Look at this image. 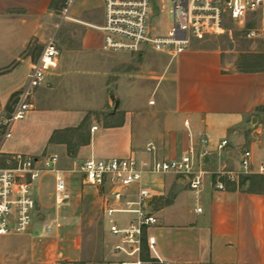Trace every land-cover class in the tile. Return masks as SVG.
<instances>
[{
    "label": "crops",
    "instance_id": "obj_1",
    "mask_svg": "<svg viewBox=\"0 0 264 264\" xmlns=\"http://www.w3.org/2000/svg\"><path fill=\"white\" fill-rule=\"evenodd\" d=\"M58 1L0 0V103L26 83L53 34ZM102 12L100 24L68 21L94 29L85 28L79 46H58L57 68L37 89L27 117L13 122L0 155H56L71 188L73 181L83 185L71 169L88 158L152 159L146 147L153 144L156 157L173 159L192 143L201 151L199 138L207 136L199 191L174 173L144 175L142 185L152 193L147 202L159 213V225L144 236L156 238L159 257L167 261L264 264V174L226 181L223 191L213 183L218 170L239 169L244 148L253 149L257 169L264 143L252 141L254 126L264 121V68H238L220 49L195 43L176 58L104 52V0ZM223 139L229 145L219 154ZM47 225L0 234V264H64L69 247H60L58 228L48 232Z\"/></svg>",
    "mask_w": 264,
    "mask_h": 264
},
{
    "label": "built area",
    "instance_id": "obj_2",
    "mask_svg": "<svg viewBox=\"0 0 264 264\" xmlns=\"http://www.w3.org/2000/svg\"><path fill=\"white\" fill-rule=\"evenodd\" d=\"M74 1L64 0L59 15L61 22L78 21L71 15ZM170 1L172 24L166 34L160 35L151 27L152 0H104V23L100 27L103 32L102 50L107 53L123 51L135 54L154 51L176 58L197 41L231 34L227 23L243 28L246 39L263 42L264 47V0ZM59 54L56 33H53L33 63L26 83L18 91L10 117L3 122L5 130L0 136V145L11 137L13 122L24 119L33 109L35 93L46 84L49 73L57 68ZM149 103L153 105L155 100ZM97 128L93 126L91 130ZM253 132L257 137L252 144L264 143V121L255 125ZM208 142L207 136H201V151L192 143L179 157L173 159L156 157L155 146L149 144L146 152L153 155L152 159L139 160L132 155L110 159L91 157L71 169L81 176L83 185L94 186L100 193L104 221L114 239L113 251L117 256L114 264H187L159 257L154 236L146 238L149 257L143 258V237L159 219L147 202L152 193L143 187L142 180L145 174L174 173L186 177L191 189L199 191L206 173L202 158L207 152ZM228 145V139L220 141L218 153H223ZM5 160L6 166H0V234L30 230L37 204L33 187L35 181L42 177L50 175L54 179L53 199L57 209L72 201L73 192L64 171L58 167V156L35 157L18 153ZM256 172L264 174V147L257 169L254 166L253 149L244 148L239 169L218 170L214 173L213 183L216 189L223 191L227 189L226 181L233 182ZM197 211L201 212L202 207H198ZM62 226L61 219L56 218L46 226V230L51 232Z\"/></svg>",
    "mask_w": 264,
    "mask_h": 264
},
{
    "label": "rangeland",
    "instance_id": "obj_3",
    "mask_svg": "<svg viewBox=\"0 0 264 264\" xmlns=\"http://www.w3.org/2000/svg\"><path fill=\"white\" fill-rule=\"evenodd\" d=\"M64 0H59L60 8L54 11L53 33H57L58 46L71 48L79 46V39L85 28L83 24L68 21L61 22L59 17ZM103 0H75L71 15L75 18L90 21L94 24L102 22ZM170 0H152L151 27L154 32L164 35L170 29L172 16ZM60 9V10H59ZM79 29H76L77 27ZM231 34L210 36L195 42L197 48H217L229 58L237 59V67L243 69L264 68V47L259 41H251L244 37V29L234 23H227ZM250 26V25H249ZM68 27V30L66 28ZM75 37H74V36ZM43 49V47L41 46ZM148 53L154 54V51ZM157 53V52H156ZM15 101L11 98L7 104L0 103V136L3 133V121L10 117ZM6 156H0V166H6ZM78 184V183H77ZM74 181L71 190L73 199L70 203L56 208L53 199L54 179L47 175L35 181L33 191L37 200L34 223L44 227L60 218L63 226L58 229L55 239L60 247L68 246L64 254V264H114L117 256L113 251L114 239L108 232L104 221V211L101 206L99 191L90 185H77ZM159 218V213L157 215ZM159 225V222L156 226ZM147 234V233H146ZM63 256V257H64Z\"/></svg>",
    "mask_w": 264,
    "mask_h": 264
},
{
    "label": "trees",
    "instance_id": "obj_4",
    "mask_svg": "<svg viewBox=\"0 0 264 264\" xmlns=\"http://www.w3.org/2000/svg\"><path fill=\"white\" fill-rule=\"evenodd\" d=\"M261 58H262V61H264V57L263 56H261ZM18 94V92H16V93H14L12 96H11V99L13 100V101H15V98H16V95ZM264 108V107H263ZM2 129H3V132H4V130H5V127L3 126L2 127ZM143 247H144V255H143V258H148V254L146 253V237L144 236L143 237Z\"/></svg>",
    "mask_w": 264,
    "mask_h": 264
}]
</instances>
